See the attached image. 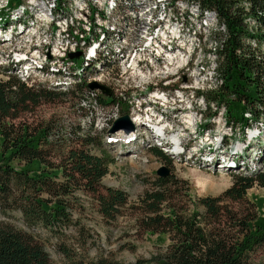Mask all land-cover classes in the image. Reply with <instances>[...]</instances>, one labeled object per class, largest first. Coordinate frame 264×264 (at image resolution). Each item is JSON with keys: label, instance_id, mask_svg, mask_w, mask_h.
Returning <instances> with one entry per match:
<instances>
[{"label": "trees", "instance_id": "obj_1", "mask_svg": "<svg viewBox=\"0 0 264 264\" xmlns=\"http://www.w3.org/2000/svg\"><path fill=\"white\" fill-rule=\"evenodd\" d=\"M48 2L45 5L52 12ZM50 2L56 5L54 13L60 14L64 0ZM189 3L214 13L224 27V32L213 33L221 43L215 51L216 88L196 92L208 108L224 106L227 123L246 128L264 125V0ZM19 4L23 0H7L6 6L12 9ZM5 11L0 9V17L7 20ZM248 19L254 21V27H249ZM84 38L88 45L90 38ZM92 60L82 62L77 67L79 73L68 71L67 76L74 81L55 84L68 88L63 91L47 83L28 84L8 73L10 69H0L5 77L0 78V203L20 212L30 229L41 228L55 241H66L73 232L85 236L78 219L89 209L83 197L91 198L90 207L107 224L116 223L125 210L135 208L138 236L167 235L169 242L134 264H264L263 200L247 198L252 187L264 188L263 171L233 170L236 173H232L231 185L219 195L192 200L188 182L171 172L170 159L153 146L152 153L170 172L155 176L152 187L131 202L124 190L102 184L113 159L103 151L100 155L93 152L94 147L103 150L101 136L93 127L83 131L77 123L67 131L63 119L55 115L32 120L23 116L68 94L80 100L93 96L94 89L87 81L92 69L104 59ZM98 100L103 105L114 101L111 97ZM257 151L264 163V148ZM198 205L203 206L202 213ZM58 248L70 259L69 264H123L102 257L76 261L60 243ZM0 264L53 262L33 232L0 224Z\"/></svg>", "mask_w": 264, "mask_h": 264}, {"label": "rangeland", "instance_id": "obj_2", "mask_svg": "<svg viewBox=\"0 0 264 264\" xmlns=\"http://www.w3.org/2000/svg\"><path fill=\"white\" fill-rule=\"evenodd\" d=\"M46 1H49L48 4L53 7L51 14L48 9H44ZM50 1L51 0H23V4L26 5L23 11L26 10L27 13L22 21L25 31L13 34L12 42H0V69H10V62L8 59L9 54L14 52L12 47L18 45V43H25V48L31 49L32 51L36 48L33 45L39 46L37 47V54H39L42 59L39 61L43 63L46 60L48 65H51L54 69L61 67L62 65L68 66L75 64L79 67V65L82 64L84 55L79 60H75L76 62L74 60H67V62L47 60V51H43L42 47L43 42L50 43L52 46L56 47H84V43L80 37L86 36L87 33L89 38L92 39L95 37V33L91 34V31L88 32L89 29L85 34H78L76 32H79L82 28L80 20L78 19L81 18L83 10H86L87 7L89 8L90 6L83 7V2L80 0H64L61 13L55 14L54 8H56V5L55 3L52 4ZM102 2H105V4H102V7L104 8H102V12L108 14L106 17L107 20L105 19L106 21L102 20L97 27L94 26V32H96V35L98 36L101 34L102 29L105 30L106 28V30L109 31L114 28L113 25L115 24V21L112 13H114V15L117 13V11L115 12L114 10L111 11L109 9L110 4H107V0H101L99 3L93 2L91 3V6L100 5ZM6 4L7 0H0V9L6 10L5 12L8 14V10L10 9H7ZM152 4H154V2L151 3V5ZM34 5L42 11V15H45V18L41 19V15H39V17L32 20V17L39 12V10H31ZM17 8L13 9L11 12L15 11ZM163 8L164 3L161 4L158 9L163 12ZM178 9L183 13L185 12L184 14L187 15V7L185 5L180 4ZM167 14L171 19V22H177L180 26L182 25V23L177 20L179 19L178 14L174 15L170 10H167ZM189 14L190 12L187 17L191 21V25L182 26L180 37L177 40L173 38L174 52L171 53L172 58L166 62H171V65L167 66V68H162L161 71L159 70L165 75L168 74L169 77H167L168 80L166 82L171 84L167 86L168 88L162 89L161 87L164 86L160 83V81L163 80L161 75L159 77H153L152 71L149 72L147 65L142 62L138 66L141 68L142 73L147 76L142 79L136 77H134V79L136 78L135 80L123 79L127 76L129 71H132L131 69L128 70L126 68L114 72L104 71L103 73H97L96 76L100 77L103 81L111 82L109 85H105L110 90V96L104 95L99 89H94L92 92L93 96L84 97L82 100L76 98L75 94H68L67 96L60 97L52 102L43 103L30 113L23 114V116L29 120L42 117L47 118L50 115H55L63 119L67 131H69L71 126L74 127L77 123L83 131H88L93 127V131L101 136L103 142V150L94 147L92 148L93 152L100 155V151H103L113 159L108 165V173L102 178V184L107 187L124 190L131 202H136L146 190L152 187L154 178L157 176L156 170L161 166H164L162 161L151 151V147H158L157 144L161 142L159 138L154 136L156 129L154 130L153 128L148 127L146 124L147 122L145 121V124H142L139 116L140 114L137 111L140 108V104L143 102L150 104L151 108L156 112L159 110L162 113V121L160 123L163 126L166 125L168 128H171L173 135H179V137H181L180 141L183 146L178 150H183V154H171V152L175 150L174 146L171 147V140H173L172 136L169 139V145L161 147L163 148L162 150L165 155L171 161V166L169 167L171 172L176 177L185 179L188 182L190 189L189 194L192 197V200L198 196L219 195L231 185L233 177V170L231 169L227 168L228 170H218L217 167L203 164L201 162L203 157L198 154L199 152L204 150L205 152L210 151L211 153H216L220 141H223L222 143L225 144V146L237 145V147L240 148H247L249 151V154L247 155L248 158L254 156L256 150L264 148V125H258V127L252 125L246 128L235 125L236 123H227L224 106L219 108L211 106L208 108L204 100L196 92V90L202 89L201 91H206L207 89H210V87H214V65L216 58L209 52L213 49V43L211 41L212 36H210V32H208L210 29L208 27L200 28L197 23V13L191 12V14ZM146 15L147 14H141L140 18L143 19V16L146 17ZM64 18H67V21H65ZM52 19L55 21L50 23ZM7 21H9L7 25L3 24L1 21V32H3L4 28H7L9 25L15 24V22H12L10 19H7ZM93 21L94 20H88V27H93V24H95V21L94 23ZM211 25L212 24L210 23V26ZM58 26L80 28L78 30L76 29V32H72V34L79 37L81 42L78 44L75 43L74 40H76V37H72L68 34L69 32L63 31ZM192 28L198 30V37L192 33V30H190ZM170 29L172 30V28ZM59 33H62L63 36L58 37ZM201 34L203 35L201 36ZM31 36H33V39L29 40ZM200 37L202 38V41L198 42L197 38ZM184 38L188 40V43L191 42V45L188 43L185 45L186 41ZM129 40L130 38L128 37L127 42H130ZM181 45L182 47H179ZM178 48H182L183 53L182 51H177L176 49ZM191 51H194L195 55L193 58L190 55L188 65L186 66V63L183 61L187 59L188 53ZM23 54L24 53H17L20 57H23ZM26 55L31 58V54ZM140 55L141 58L144 57L146 59L147 51H143ZM175 55H177L176 58H174ZM79 57L73 59H78ZM8 73H13L22 81L30 84L34 81L47 82L48 85L55 84L56 82L54 77L48 75L39 77L37 75L38 73H32V76L29 79L23 80L22 77H20L19 69L16 68V66H14L12 70H9ZM0 78L5 77L3 74H0ZM148 80H152V86L160 83L158 84L159 88L164 90V94L168 95L166 101H164V99L156 100L154 98L155 92H159L156 88L150 87V89L149 87L143 86ZM137 85H141V87H135ZM63 88L64 87L61 86L59 88L56 87V90L63 91ZM174 88H183L181 91L187 97L184 102H180L177 98H173ZM67 89L68 88H65V90ZM175 94L181 96L177 90L175 91ZM108 97H111L112 100L114 99V101L110 100L108 105H103L98 100L99 98ZM235 109L237 110V106ZM123 114H126L130 120L135 114H137L140 120L138 123L141 124L136 127L134 126L133 131L128 133H134L130 137L133 138V140L131 142L127 141L128 143H126L127 138H121V140L115 141L118 138L120 139L121 133L124 134L123 131L125 130L123 128L110 132L113 123ZM229 126L233 127L231 129L232 131L229 130ZM135 135H138L139 137L135 139ZM222 137H224V140ZM260 166L264 171V163L262 160H260ZM247 198L251 201L262 199V205L264 207V188L259 186L252 187L247 191ZM83 200H87L84 203L89 208L83 214L78 215L80 224L84 226L86 231L84 237L80 235L78 236L73 232V234L68 235L66 241H55L41 228L30 229L23 221L20 212L1 203L0 224L9 225L15 229L26 232H33L37 238L41 240V243L49 254L53 264H69L70 262V259L64 254L63 250L58 248V243H60L63 248L67 249L70 253V257L76 261H95L102 257L113 259L114 261L123 264H134L136 259L142 257L149 258L153 253L162 249L169 242L167 235L158 236L154 234L139 237L134 230V218L137 215L135 208H128L125 210L123 216H121L116 223L107 224V222L103 221L93 208L90 207L91 198L83 197ZM189 206L192 208L193 202H190ZM197 209L201 213L204 210L201 205H198Z\"/></svg>", "mask_w": 264, "mask_h": 264}, {"label": "bare ground", "instance_id": "obj_3", "mask_svg": "<svg viewBox=\"0 0 264 264\" xmlns=\"http://www.w3.org/2000/svg\"><path fill=\"white\" fill-rule=\"evenodd\" d=\"M80 1L83 2V4H82L83 7H85V6L91 7V3H93V2L94 3L101 2V0L100 1L99 0H80ZM153 2H154V4L151 5V3H153ZM163 3H164V8H163V12H161V11H159L158 8ZM104 4H105V2H104ZM107 4H110L109 9L111 11H113V10L115 12L117 11V13L115 15H114V13H112L113 19L115 21V24L113 25L114 28L109 30V31L106 30V28H105V30L102 29V32L100 30L101 34L99 36L96 35V32H94V28H92V29L89 28L88 32L91 31V34L95 33L94 34L95 37L90 39V43L88 45H86V43L84 42V41H86V39L84 37H89V35L86 33V36L80 37L82 39V41L84 43V47H85L83 50V55H84L83 56L84 60H82L83 64L85 62L91 61L92 59H95V58L100 59V57H101V59L102 58L104 59V62H100V63L98 62V64L92 69V76L90 77L89 81H91L94 78H98L96 75H97V73L99 74V72H101V73H103L104 71L114 72L116 70H118V71L122 70L123 68L124 69L126 68L128 70L131 69L132 70L131 73L134 74V77L142 79V78L147 77V76H145L142 73L141 68L138 66L140 63L143 62L146 64V62H147L151 66H160V65H164V63L166 64V62L172 58L171 53L174 52L173 38H175L177 40L180 37L181 32H182V25L180 26L177 22H171V19L168 17V14H167V10H170L173 12L174 15H177L176 10H175V1H172V0H107ZM180 4L185 5L187 7V12H186L187 15L189 12H190V14H191V12L197 13V23L199 24L200 28H207L208 27L210 29V31H208V32H210L209 34H210V36H212L211 41L213 43V49H211L209 52L212 53V55L217 59V55L215 54V51H217L216 48L221 43H219V41H217L218 38L216 40L213 38L214 37L213 33L216 32L217 30L224 32V27L222 25L218 24L217 17L215 16L214 13H212L208 10L207 11L200 10V8H198L194 4L189 3V0L188 1L187 0H177V8L179 7ZM25 6L26 5H24V4L19 5V7L17 6L18 8L15 7V8H17L15 11L10 13L9 19L12 22H15V24L14 25L11 24L7 28H4L3 32H1L2 30L0 31V42H12L13 41V34L22 33L23 31H25L24 24L22 23L23 18L27 14L26 10L23 11V9H25L24 8ZM44 9H47V6L45 4H44ZM184 9H186V8H184ZM31 10L38 11L39 9L34 5L31 8ZM111 11H109V12H111ZM83 12H84V10H83ZM49 13L51 14V11H49ZM104 13H106V12H104ZM107 14L108 13H106V17H107ZM141 14H143V15L147 14V15H146V17L143 16V19H141L140 18ZM39 15H41V17H40L41 19L45 18V15H42V11L39 10V12L36 13L34 15V17H32V20L39 17ZM191 16H189V17H191ZM193 16H195V15H193ZM106 17H103V20H105ZM66 19L67 18H64L65 21H67ZM176 19H177V17H176ZM177 20H179V19H177ZM1 21L3 22V20H0V23H1ZM54 21L55 20L52 19L50 23H52ZM94 21H93V23H94ZM172 21H173V19H172ZM208 21L212 24L211 26H210V23ZM248 22H249L250 28L254 27L255 23L252 19H248ZM89 25H90V23H89ZM190 25H191V21H190ZM94 26H95V24H93V27ZM170 28H172V30ZM0 29H1V27H0ZM190 30H192V29H190ZM188 33H189V31H188ZM203 33H204V31H203ZM68 34H70L72 37H76L75 35L72 34V32H69ZM170 35L172 38L170 37ZM202 35L203 34H201V36ZM59 36H63L62 33H59L58 37ZM66 36H69V35H66ZM182 36H184V35H182ZM190 36H189V38H190ZM216 36H217V34H216ZM128 37L130 38V40H129L130 42H127ZM80 38L76 37L75 38L76 40H74L75 43H77V44L80 43L81 42ZM32 39H33V36H31L29 38V40H32ZM65 40H66V38H65ZM184 40L186 41L185 45H187L188 40L185 38H184ZM188 44L191 45V42H189ZM33 46H35L36 48L33 49L32 54L30 55L31 58L28 57L26 54L25 55L23 54V57L18 56L17 53H15V52H11V56L9 54L10 60L13 61V65L19 69L20 77H22L23 80L29 79L32 76V73H38L37 75L39 77L44 76V75L54 77L55 81H56L55 84L65 85V84H67L68 81H74L73 79L71 80L69 76H67V73L70 69H74V71L76 73H79L80 70L77 69V67H78L77 65H75V64L74 65H68V66L62 65L61 67L54 69L53 67H51V65H48L46 60L43 63H41L39 61L41 59L40 55L37 54V50H38L37 47H39V46H37V45H33ZM179 47H182V45ZM194 48H196V47H194ZM42 50H43V47H42ZM176 50L181 52L183 49L178 48ZM143 51H147V58L145 59L144 57H142L143 58V60H142V58L140 57L142 55H140V53H142ZM192 52H194V51H191L190 53H188L187 59L185 61H183L186 63V66L188 65V60L190 59V55ZM182 53H183V51H182ZM17 56H18V58H17ZM176 57H177V55L174 56V58H176ZM216 59H215V65L217 64ZM47 60H48V52H47ZM92 61H94V60H92ZM168 63H170V62H168ZM215 65H214L215 85L213 88L210 87V89H207V90L214 89L218 83L217 74H216V66L217 65L216 66ZM54 67H55V65H54ZM103 67H105V68H103ZM162 68H167V67H162ZM162 68L160 69V71L162 70ZM160 71H152V74L153 75L156 73L163 74ZM129 72H128V74H129ZM55 73H59V74L61 73V74H60V76H58V74L56 75ZM87 83H88V81H87ZM55 84H52V85L57 86L59 88V86L55 85ZM74 84L75 83H71L70 86L74 85ZM177 92L179 94H181V96H182L181 90H177ZM154 96L156 98L161 97L158 94H155ZM139 116L137 114H135V116L130 120L131 123L133 124V126H135V127L141 125L140 123H138L141 120V117L139 120ZM245 116L249 117V114H245ZM141 123L143 124L142 120H141ZM156 127L157 128L155 130L154 136H156V134H165V130H164L165 126H163L161 123H157ZM229 129L230 130L232 129L231 126H229ZM132 131H130V132H132ZM123 133L124 134H122V133L120 134L121 135L120 139L118 138L115 141H119V140H121V138H123V139L127 138L126 143H128L127 141L131 142L133 140V138H130V137L134 133L128 134L129 132H125V131H123ZM171 136L172 137L174 136L173 140H171V144H172L171 147L174 146V149H175L171 152V154L172 153L176 154V155L177 154H183L184 153L183 150H181V151L178 150L181 146H183L182 142L180 141L181 137H179V135L177 136V135H173V134H171ZM138 137H139L138 135H135V139H137ZM223 138L224 137H222V139ZM222 142L223 141H220L219 145L217 146L218 151L216 150L217 151L216 153H214V152L211 153L210 151L205 152L204 150H202L201 152L198 153L199 155H201L203 157V159H201V162L203 164L210 165L211 167H213V166L217 167L218 170H225L228 168L231 170H237V171H241V172H246V171L256 172L259 170L263 171L261 169V166H260V160H261L260 158L261 157L258 158L259 152L257 150L254 152V154H255L254 156H252L251 158H248L247 155L249 154V151L247 150V148H240V147H237V145L225 146V144H223ZM168 145H169V140L166 142V144L164 146H168ZM234 173H236V172H234Z\"/></svg>", "mask_w": 264, "mask_h": 264}, {"label": "built area", "instance_id": "obj_4", "mask_svg": "<svg viewBox=\"0 0 264 264\" xmlns=\"http://www.w3.org/2000/svg\"><path fill=\"white\" fill-rule=\"evenodd\" d=\"M102 2L100 5H92L91 7L84 10L80 20L82 28H72V27H66V26H58L59 28L63 29L66 32H76L75 30L80 29L79 34H84L85 31H87L89 28H95L99 25V23L103 20V17H106V13L102 12ZM175 10L176 13L179 15V21L182 23V26H190V20L189 18L182 12L179 11L177 8V0H175ZM83 20V21H81ZM88 20H95V27H88ZM192 33H194L198 37V30H194L192 28ZM171 37V35H170ZM172 38V37H171ZM155 40V39H154ZM198 41H202V38H198ZM85 47H74V46H68V47H56L52 46L50 43L43 42V51L48 52V60H57L59 62H67V60H78L83 56V50ZM15 53H24V54H32L31 49H26L24 43H18V45H14L12 47ZM80 51V57L78 59H73L69 57L70 53H74ZM147 64V68L149 69V72L151 71H159L162 67H167L171 65L170 63H166L164 65L160 66H151L150 64ZM123 79H134V74L129 72V74L123 78ZM91 81H96L99 83H106L105 85H109L111 82H104L100 77L94 78ZM88 81V82H91ZM29 84V83H28ZM216 88V87H215ZM183 89V88H182ZM177 89V90H182ZM65 90V88H63ZM184 111V108H183ZM230 130V129H229ZM232 131V130H230ZM241 135V133H240Z\"/></svg>", "mask_w": 264, "mask_h": 264}, {"label": "water", "instance_id": "obj_5", "mask_svg": "<svg viewBox=\"0 0 264 264\" xmlns=\"http://www.w3.org/2000/svg\"><path fill=\"white\" fill-rule=\"evenodd\" d=\"M79 55H80V52L78 51V52H75V53H70L69 57L77 58V57H79ZM88 86L91 89H99V90H101L104 95H107V96L111 95L110 94V90L108 89V87H106V86H104V85H102V84H100L98 82L92 81V82H90L88 84ZM120 128H123L126 132H129V131L133 130L134 126L131 123V121H130V119L128 118L127 115H123L117 121H115L113 123L112 128L110 129V132H114V131H116V130H118ZM169 172H170V170L166 166H161L160 168H158L156 170V174L158 176H162V177L168 175Z\"/></svg>", "mask_w": 264, "mask_h": 264}, {"label": "flooded vegetation", "instance_id": "obj_6", "mask_svg": "<svg viewBox=\"0 0 264 264\" xmlns=\"http://www.w3.org/2000/svg\"><path fill=\"white\" fill-rule=\"evenodd\" d=\"M157 87H159L158 85H155V87H153V88H157ZM151 89V88H150Z\"/></svg>", "mask_w": 264, "mask_h": 264}]
</instances>
